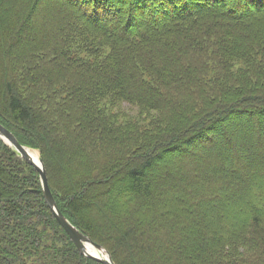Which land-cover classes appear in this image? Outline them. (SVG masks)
I'll return each mask as SVG.
<instances>
[{
  "label": "trees",
  "instance_id": "obj_1",
  "mask_svg": "<svg viewBox=\"0 0 264 264\" xmlns=\"http://www.w3.org/2000/svg\"><path fill=\"white\" fill-rule=\"evenodd\" d=\"M0 123L116 264H264V0H0ZM0 264H104L1 136Z\"/></svg>",
  "mask_w": 264,
  "mask_h": 264
},
{
  "label": "water",
  "instance_id": "obj_2",
  "mask_svg": "<svg viewBox=\"0 0 264 264\" xmlns=\"http://www.w3.org/2000/svg\"><path fill=\"white\" fill-rule=\"evenodd\" d=\"M0 136L11 146H13L20 155L29 161L34 168L39 172L42 184H43V192L46 198L47 203L53 210L58 222L61 226L66 230V232L70 235L72 241L75 243L77 248L83 253L84 255L94 258L104 264H116L110 253L103 247L102 245L95 243L88 235L81 232L74 224H72L69 219L61 212L56 202V199L52 193V190L49 185L47 170L44 165L43 159L40 157L41 166L38 165L32 158L31 154L29 153L28 146H25L19 142L17 137L3 124L0 123ZM89 246H93L97 252H92L89 249Z\"/></svg>",
  "mask_w": 264,
  "mask_h": 264
},
{
  "label": "bare ground",
  "instance_id": "obj_3",
  "mask_svg": "<svg viewBox=\"0 0 264 264\" xmlns=\"http://www.w3.org/2000/svg\"><path fill=\"white\" fill-rule=\"evenodd\" d=\"M28 151H29V153L31 154L33 160H34L38 165L41 166L40 156H39L38 152L35 151V150H31V149H29ZM90 248H94V247H93V246H89V249H90ZM90 250H91V249H90ZM91 251H92V250H91ZM92 252H97V251L95 250V251H92Z\"/></svg>",
  "mask_w": 264,
  "mask_h": 264
},
{
  "label": "rangeland",
  "instance_id": "obj_4",
  "mask_svg": "<svg viewBox=\"0 0 264 264\" xmlns=\"http://www.w3.org/2000/svg\"><path fill=\"white\" fill-rule=\"evenodd\" d=\"M126 106V105H125ZM126 107H128V106H126ZM130 112H133V113H135V111H131L129 108H127ZM31 150H35V151H37L38 152V154H39V156H40V152H39V150H37V149H33V148H31ZM92 251H95L96 249L95 248H90Z\"/></svg>",
  "mask_w": 264,
  "mask_h": 264
}]
</instances>
